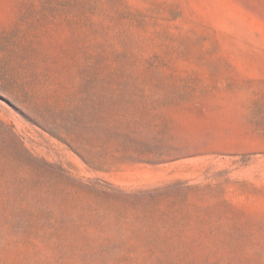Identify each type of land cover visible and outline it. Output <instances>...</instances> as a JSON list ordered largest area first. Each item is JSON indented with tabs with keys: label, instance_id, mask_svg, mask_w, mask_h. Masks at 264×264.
Returning a JSON list of instances; mask_svg holds the SVG:
<instances>
[{
	"label": "rangeland",
	"instance_id": "1",
	"mask_svg": "<svg viewBox=\"0 0 264 264\" xmlns=\"http://www.w3.org/2000/svg\"><path fill=\"white\" fill-rule=\"evenodd\" d=\"M0 264H264V0H0Z\"/></svg>",
	"mask_w": 264,
	"mask_h": 264
}]
</instances>
